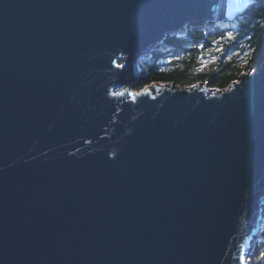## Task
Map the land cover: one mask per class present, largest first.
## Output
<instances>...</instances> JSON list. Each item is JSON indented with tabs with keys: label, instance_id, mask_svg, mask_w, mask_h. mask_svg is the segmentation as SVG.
Returning <instances> with one entry per match:
<instances>
[{
	"label": "water",
	"instance_id": "obj_1",
	"mask_svg": "<svg viewBox=\"0 0 264 264\" xmlns=\"http://www.w3.org/2000/svg\"><path fill=\"white\" fill-rule=\"evenodd\" d=\"M222 1L0 0V264H249L264 58L211 90L140 68Z\"/></svg>",
	"mask_w": 264,
	"mask_h": 264
},
{
	"label": "trees",
	"instance_id": "obj_2",
	"mask_svg": "<svg viewBox=\"0 0 264 264\" xmlns=\"http://www.w3.org/2000/svg\"><path fill=\"white\" fill-rule=\"evenodd\" d=\"M263 58L264 0H250L230 20L191 22L182 32L168 34L140 67L148 83L191 86L206 81L221 89L243 71L257 69ZM249 260L264 264V239Z\"/></svg>",
	"mask_w": 264,
	"mask_h": 264
},
{
	"label": "bare ground",
	"instance_id": "obj_3",
	"mask_svg": "<svg viewBox=\"0 0 264 264\" xmlns=\"http://www.w3.org/2000/svg\"><path fill=\"white\" fill-rule=\"evenodd\" d=\"M241 7H243V0H232L231 6H229V0H223L220 15L227 17Z\"/></svg>",
	"mask_w": 264,
	"mask_h": 264
},
{
	"label": "rangeland",
	"instance_id": "obj_4",
	"mask_svg": "<svg viewBox=\"0 0 264 264\" xmlns=\"http://www.w3.org/2000/svg\"><path fill=\"white\" fill-rule=\"evenodd\" d=\"M247 1H248V0H243V7L246 5ZM241 8H242V7H241ZM241 8H240V9H241ZM238 10H239V9H238ZM200 83H206V81H205V82H200ZM208 85H209V89L211 90L212 87L210 86V84H208ZM213 89H214V88H213ZM259 226H260L261 229L264 227V213H263V215H262V217H261V220H260V222H259ZM259 239H260V238H258L257 242L259 241ZM257 244H258V243H257ZM250 245H251V247L249 248L248 255H247V258H246V260H247L248 263H250V260H249L250 254H251L252 251L254 250V247H253V245H254V239L251 241ZM250 264H251V263H250Z\"/></svg>",
	"mask_w": 264,
	"mask_h": 264
},
{
	"label": "snow or ice",
	"instance_id": "obj_5",
	"mask_svg": "<svg viewBox=\"0 0 264 264\" xmlns=\"http://www.w3.org/2000/svg\"><path fill=\"white\" fill-rule=\"evenodd\" d=\"M232 0H229V6H231Z\"/></svg>",
	"mask_w": 264,
	"mask_h": 264
}]
</instances>
